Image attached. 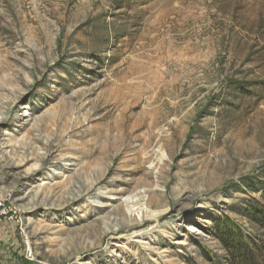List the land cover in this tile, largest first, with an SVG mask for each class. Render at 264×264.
<instances>
[{
  "label": "rangeland",
  "instance_id": "374dc122",
  "mask_svg": "<svg viewBox=\"0 0 264 264\" xmlns=\"http://www.w3.org/2000/svg\"><path fill=\"white\" fill-rule=\"evenodd\" d=\"M240 240L264 250V0H0V264Z\"/></svg>",
  "mask_w": 264,
  "mask_h": 264
},
{
  "label": "trees",
  "instance_id": "16d2710c",
  "mask_svg": "<svg viewBox=\"0 0 264 264\" xmlns=\"http://www.w3.org/2000/svg\"><path fill=\"white\" fill-rule=\"evenodd\" d=\"M234 241H228L226 246L231 251V261L233 264H264L261 262L260 258L264 259V250L259 245L250 247L242 240L237 243Z\"/></svg>",
  "mask_w": 264,
  "mask_h": 264
},
{
  "label": "bare ground",
  "instance_id": "6f19581e",
  "mask_svg": "<svg viewBox=\"0 0 264 264\" xmlns=\"http://www.w3.org/2000/svg\"><path fill=\"white\" fill-rule=\"evenodd\" d=\"M142 206V205H141ZM139 213V212H138ZM147 216V215H146Z\"/></svg>",
  "mask_w": 264,
  "mask_h": 264
}]
</instances>
